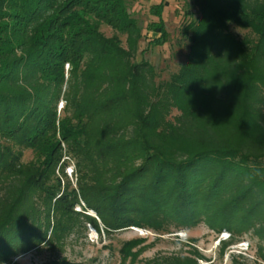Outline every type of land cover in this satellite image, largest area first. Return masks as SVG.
<instances>
[{"label":"trees","instance_id":"1","mask_svg":"<svg viewBox=\"0 0 264 264\" xmlns=\"http://www.w3.org/2000/svg\"><path fill=\"white\" fill-rule=\"evenodd\" d=\"M193 2L188 60L159 80L125 0H0V264L97 217L109 234L207 222L229 233L220 255L250 233L264 261V0ZM205 259L192 246L145 264Z\"/></svg>","mask_w":264,"mask_h":264},{"label":"rangeland","instance_id":"2","mask_svg":"<svg viewBox=\"0 0 264 264\" xmlns=\"http://www.w3.org/2000/svg\"><path fill=\"white\" fill-rule=\"evenodd\" d=\"M125 1L143 33L136 60L152 63L159 80L169 79L188 60L190 42L183 27L198 16L196 5L193 0ZM158 6V10H154ZM158 20H163L166 24L167 33L164 37L155 31V21ZM230 29L239 38L250 35L248 29L235 25H231ZM101 31L107 36L115 32L108 24H103ZM159 38L165 39L162 45L153 42ZM122 41L126 47L125 35L122 36ZM61 105L62 103L60 107ZM31 155L28 151L25 160L30 159ZM73 168L72 164L66 168V172L68 178L76 182ZM76 209L96 216L94 211L86 210L84 205ZM96 219L98 225L81 223L63 243L44 245L16 257L13 262L7 264H145L147 260L159 254L186 252L192 246H196L206 257L200 261L202 264H233L231 258L235 253H243L248 259V264H264L258 254L257 238L250 233L243 235L240 242L232 245L224 255H220L219 241L221 238H227L229 233L217 232L207 222L165 235L149 227L136 226H128L109 234L102 220L98 217ZM238 260L242 262L241 258Z\"/></svg>","mask_w":264,"mask_h":264}]
</instances>
